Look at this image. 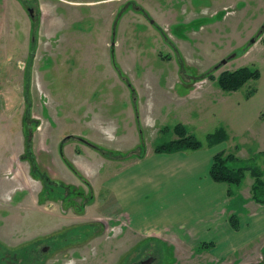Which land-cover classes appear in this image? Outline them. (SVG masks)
I'll use <instances>...</instances> for the list:
<instances>
[{
  "label": "rangeland",
  "instance_id": "rangeland-1",
  "mask_svg": "<svg viewBox=\"0 0 264 264\" xmlns=\"http://www.w3.org/2000/svg\"><path fill=\"white\" fill-rule=\"evenodd\" d=\"M35 1L0 0V155L7 145L8 153L18 150L0 168V182L14 183L0 187V264H39L43 242L52 244L43 264H134L148 256L156 257L153 264H264V235L256 232L246 259L239 251L229 258L233 263L217 261L205 239L195 242L197 249L160 239V231L173 233L170 225L153 230L145 209L133 218L125 204L93 185L116 171L105 178L94 160L103 155L91 148L115 159L119 172L133 154L141 156L133 152L137 144L160 154L192 150L164 147L182 126L202 145H219L215 153L237 156L233 165L254 166L230 185L227 217L233 229L231 223L258 228L253 217L264 203L254 200L252 188L254 172L264 184V0ZM26 5L39 9L35 19ZM243 66L259 77L222 89L220 73ZM180 79L192 85L190 93H175ZM145 107L151 119L141 123ZM220 129L226 137L209 144L207 135ZM33 153L44 169L31 172ZM66 161L74 166L70 176ZM47 183L55 187L45 197ZM149 197L141 195L144 202ZM160 202L167 203L154 204ZM82 225L95 235L68 246Z\"/></svg>",
  "mask_w": 264,
  "mask_h": 264
},
{
  "label": "crops",
  "instance_id": "crops-1",
  "mask_svg": "<svg viewBox=\"0 0 264 264\" xmlns=\"http://www.w3.org/2000/svg\"><path fill=\"white\" fill-rule=\"evenodd\" d=\"M101 1L104 2L106 0ZM18 9L19 6H17ZM2 25L4 26V23ZM156 70L153 69V71ZM210 85L218 89L217 85L209 84V87ZM172 88L179 96L190 93L192 85L180 79L174 82ZM169 98H165L164 104L170 102ZM214 98H217V95ZM145 106H149V103H146ZM151 110L154 111V108ZM149 112L150 109L147 107L139 111L138 116L141 115V118L138 121H141V123L149 121L151 119V117H147ZM156 119L154 118L152 121H156ZM21 121L23 122V119ZM137 135V133H134L133 137H137ZM0 146L3 147L4 142H1ZM218 146L217 144L215 146L206 144L198 149L178 150L160 154L137 144L133 147V152L140 153L141 156L133 154V163L121 168L119 172L115 165L116 163H113L115 159L105 156L98 147L93 148L90 146L103 155L99 156L98 160L92 157V153L89 150L87 153L99 163L102 169L105 168V178L110 177L112 172L116 171L114 176L105 181L102 180L100 185L99 183L97 184V181L93 183L94 186H98L100 192L104 195L107 194L108 197H113L112 199L117 203L125 204L126 208L133 214V218L141 217L143 214L140 213L139 209H145L147 213L145 215L147 218L144 217L146 224H150L151 221V227L155 231H159V228L164 226H171L172 229L170 230H173V233L160 231V234H162L160 239L167 241L164 237H168L170 239L168 242L171 243L173 241L175 244L177 242L178 245L188 243L190 244L188 245L190 249H197L195 242L205 239L206 242L209 241V243L213 244V250L218 251L217 261L223 259L225 261L231 260V263H233L236 258H229L231 256L236 257L234 254L239 251L242 253L241 259H246L244 254L250 250L249 246L251 243H249V239L252 233L256 232L259 236L264 235V210L262 211V208L258 209L257 214L253 217L260 225L258 228L255 227L250 230L248 226H242L241 224L238 229H233L230 226L227 217V207L230 203L228 190L231 186L223 182H216L209 176L212 157L217 150H220ZM6 148V152H2L0 155V168H3L4 165L6 166L11 157L18 152L17 149H11V152L8 153L9 146L7 145ZM59 151L63 152V146L58 148ZM115 152L113 150L111 154L119 155ZM69 164L71 163L67 161L64 163L66 175L68 176L73 171ZM39 165L40 168L43 167L42 163H39ZM101 174L102 172L99 176ZM13 184L11 180H2L0 187H3L1 189L4 191L8 185L12 186ZM41 187L39 185L37 192L41 193L44 190ZM49 187L45 192V197L49 195ZM144 193H149L150 197L152 196V203L150 197L148 198L149 201H142L141 195ZM112 199L107 202H111ZM156 200L167 201V203L163 204L160 202L159 207L160 209L163 208L162 210L164 211L152 215L150 212L154 213L155 210L159 209L154 204ZM37 201L39 202V199ZM33 208L47 212L39 205H35ZM157 237L159 238V236ZM219 251L222 252L220 253ZM226 264L230 263L227 262Z\"/></svg>",
  "mask_w": 264,
  "mask_h": 264
},
{
  "label": "trees",
  "instance_id": "trees-1",
  "mask_svg": "<svg viewBox=\"0 0 264 264\" xmlns=\"http://www.w3.org/2000/svg\"><path fill=\"white\" fill-rule=\"evenodd\" d=\"M256 71L254 69L253 71H251L247 66L239 67L232 71H223L218 76V83L222 89L236 90L240 88L244 83H246L249 78L259 77L258 71ZM210 75L211 73H209L208 76ZM178 128L181 134L179 138L175 139L173 142L167 143V145H165L164 147H169L168 149H174L172 148L173 146H175V149H197L201 147L202 144L199 141L195 140L191 136H186V129H184V127L179 126ZM225 137L226 134L221 129L217 130L215 133H209L207 135L209 144L216 143L217 141L219 142ZM239 161L240 159L234 154L217 152L212 158V163L209 168V176L216 182H225L229 185L240 183L244 170H252L254 166L248 164L247 162H244V164L241 165H233L234 163ZM69 166L71 168H74L71 164H69ZM254 173L255 175H257V186L252 188V197L254 198V200H256V202L264 203V184L262 183L263 181L261 179V173ZM229 193L230 190H228V194ZM230 217V219L235 222L236 217H234V215H231ZM231 225L234 227V229H237L234 223H231ZM202 246L205 247V243H203Z\"/></svg>",
  "mask_w": 264,
  "mask_h": 264
},
{
  "label": "flooded vegetation",
  "instance_id": "flooded-vegetation-1",
  "mask_svg": "<svg viewBox=\"0 0 264 264\" xmlns=\"http://www.w3.org/2000/svg\"><path fill=\"white\" fill-rule=\"evenodd\" d=\"M17 1H19V0H17ZM33 1H35V0H33ZM36 2V1H35ZM29 5H31V2H30V4ZM36 5H37V8H39V5H38V3L36 2ZM23 9H24V11H27V13L29 14L28 15V17H29V19H35L37 16L36 15H34V12H37V10H35L34 9V7H32V6H23ZM37 14H39V9H38V12H37ZM30 30L32 31V27H30ZM30 39H33V36H31L30 37ZM61 152V151H60ZM62 153V152H61ZM32 158L34 159H32L33 160V169H31L32 171L33 170H35L36 168H38V167H40V165L38 164V162L36 161V156H35V154L33 153V155H32ZM42 169H44L43 167H41ZM40 168V169H41ZM39 169V170H40ZM39 170H37L39 173H41L40 174V176H41V178L43 179V180H45L46 182H48L49 183V180H48V178L46 177V175H45V171H39ZM48 183H47V185H48ZM87 185H88V183H87ZM48 186H51V187H55V186H53V185H48ZM58 187H59V185H57ZM91 200V199H90ZM73 202H75V201H73L72 200V203ZM81 207H85V206H83V205H81L79 208H81ZM79 208H76V210L78 209L79 210ZM78 228H80V229H82V232H80V235L78 236V238H73V240H71L70 241V243L68 244V246L69 245H78V244H80V243H83L86 239H88L89 237H91L92 236V234H94V233H96V230H95V232L94 231H92V232H90V233H88V231H85V226L84 225H82V226H80V227H78ZM98 234H99V231H98ZM89 235H91V236H89ZM95 235V234H94ZM37 239H39V238H37ZM51 242H53L52 240H51ZM50 245H52V244H50V243H46V242H43V243H41V245H40V247H39V251H38V254H39V256H38V258H37V260L39 261V264L41 263V264H43L44 262H45V257L46 256H44L43 254L44 253H47L48 251H50V249H51V247H50ZM150 257H152L153 258V260H152V262L150 263V264H153L154 262H156V257H155V259H154V256H148V257H146V258H144V259H142V260H138L137 261V263L135 262L134 264H142V262L143 261H145V260H147L148 258H150ZM36 260V259H35ZM36 260V261H37ZM129 264H133V261L131 262V263H129Z\"/></svg>",
  "mask_w": 264,
  "mask_h": 264
},
{
  "label": "water",
  "instance_id": "water-1",
  "mask_svg": "<svg viewBox=\"0 0 264 264\" xmlns=\"http://www.w3.org/2000/svg\"><path fill=\"white\" fill-rule=\"evenodd\" d=\"M222 62H226V60L224 59V60H222ZM152 260H153V258L150 257L147 260L143 261L142 264H150L152 262Z\"/></svg>",
  "mask_w": 264,
  "mask_h": 264
}]
</instances>
